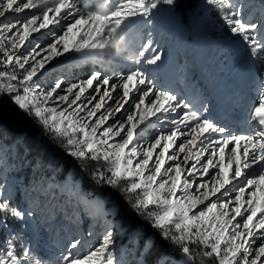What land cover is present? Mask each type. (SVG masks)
I'll return each instance as SVG.
<instances>
[{
    "label": "snow or ice",
    "instance_id": "1",
    "mask_svg": "<svg viewBox=\"0 0 264 264\" xmlns=\"http://www.w3.org/2000/svg\"><path fill=\"white\" fill-rule=\"evenodd\" d=\"M162 17L241 107L224 74L255 66L243 118ZM0 264H264V0H0Z\"/></svg>",
    "mask_w": 264,
    "mask_h": 264
},
{
    "label": "rangeland",
    "instance_id": "2",
    "mask_svg": "<svg viewBox=\"0 0 264 264\" xmlns=\"http://www.w3.org/2000/svg\"><path fill=\"white\" fill-rule=\"evenodd\" d=\"M208 19L214 20L215 18L213 16L209 15ZM209 31H210V29H209ZM196 32H198V31H196ZM196 32L195 33L192 32L194 36L196 34H198ZM137 40L142 42L139 39H137ZM165 41H167V38L165 39ZM192 42H194V41H192ZM206 45H208L207 42H206ZM167 47H168V45H167ZM205 51H208V48H206ZM194 55L198 56L199 54L197 52H194ZM185 58H187L185 60V62H188L187 64L193 68L194 63H195V60H194L195 58L191 55V53H189L184 48L176 47L174 49L173 54H172V62L177 63V61L179 59L180 63H178V64H181V62H182L181 59H185ZM96 67L98 68L99 66H96ZM211 67L218 70L216 68L215 64L212 65ZM92 68H93L92 65L79 64L77 61H74V60L72 62L68 61L67 63H65V61H64L60 64L55 65L52 69H50L47 73H45V76L42 77V79L51 80L60 74H63L64 76L68 77L69 79H78V78L84 76ZM230 73L231 72H229V73L225 72V74H224L225 78L230 76Z\"/></svg>",
    "mask_w": 264,
    "mask_h": 264
},
{
    "label": "bare ground",
    "instance_id": "3",
    "mask_svg": "<svg viewBox=\"0 0 264 264\" xmlns=\"http://www.w3.org/2000/svg\"><path fill=\"white\" fill-rule=\"evenodd\" d=\"M160 21H166L167 23L170 24V21L167 19V17H162ZM185 33V32H184ZM183 33V35H184ZM205 42L204 39H200V38H197L194 42H192L191 44H195L196 47L195 49H197V47H202V44ZM139 44V43H138ZM71 59H68L65 61V63H67L68 61H70ZM248 68H249V63H245L243 65H240L239 66V71H236V70H233L231 71L230 73V76H228L226 79L229 81V85H230V88L232 87H238L239 86V79L241 77H243L244 73L248 71ZM237 72V73H236ZM250 79V78H249ZM200 81V84L202 85L203 82L201 80ZM252 87H256V83H254L252 85ZM219 96L220 98H224L226 97L227 95L224 94L223 92L219 91ZM254 98H249V103H251V101L253 100ZM234 102V101H233ZM223 113V112H221Z\"/></svg>",
    "mask_w": 264,
    "mask_h": 264
},
{
    "label": "trees",
    "instance_id": "4",
    "mask_svg": "<svg viewBox=\"0 0 264 264\" xmlns=\"http://www.w3.org/2000/svg\"><path fill=\"white\" fill-rule=\"evenodd\" d=\"M190 3H196L197 0H189Z\"/></svg>",
    "mask_w": 264,
    "mask_h": 264
}]
</instances>
